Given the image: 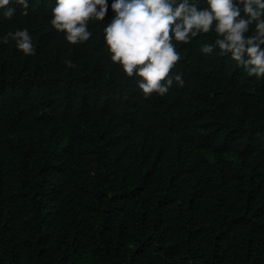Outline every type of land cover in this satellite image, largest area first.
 <instances>
[{"label":"trees","instance_id":"trees-1","mask_svg":"<svg viewBox=\"0 0 264 264\" xmlns=\"http://www.w3.org/2000/svg\"><path fill=\"white\" fill-rule=\"evenodd\" d=\"M111 3L76 45L55 0L0 13V264H264V78L204 34L146 99L110 59ZM22 27L32 55L2 38Z\"/></svg>","mask_w":264,"mask_h":264},{"label":"clouds","instance_id":"clouds-1","mask_svg":"<svg viewBox=\"0 0 264 264\" xmlns=\"http://www.w3.org/2000/svg\"><path fill=\"white\" fill-rule=\"evenodd\" d=\"M16 5L27 15L30 0H0V13L11 19ZM197 5L198 0H112L115 15L103 28L110 59L128 77L137 78L146 99L153 93L166 95L174 80L184 83L172 71L181 59L177 43L189 44L204 34L215 33V38L201 44L203 54L215 55L218 49L250 76L264 78V0H206V7ZM108 8V0H55L50 24L76 45L92 37L90 22L103 21ZM2 38L14 40L24 55L35 52L27 27ZM65 63L74 66L71 60Z\"/></svg>","mask_w":264,"mask_h":264}]
</instances>
